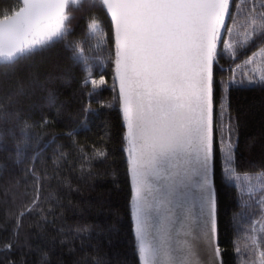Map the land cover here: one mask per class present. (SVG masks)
<instances>
[{
	"label": "trees",
	"instance_id": "1",
	"mask_svg": "<svg viewBox=\"0 0 264 264\" xmlns=\"http://www.w3.org/2000/svg\"><path fill=\"white\" fill-rule=\"evenodd\" d=\"M252 2L235 0L240 7L232 6V31L215 66L214 179L225 264L259 261L249 238L264 236V82L243 64L264 54V39L245 41ZM256 3L259 11L264 0ZM20 7L0 0V19ZM92 20L100 32H90ZM123 133L112 26L102 8L82 13L56 44L0 65V264H139ZM229 145L241 174L232 182L224 173Z\"/></svg>",
	"mask_w": 264,
	"mask_h": 264
},
{
	"label": "snow or ice",
	"instance_id": "2",
	"mask_svg": "<svg viewBox=\"0 0 264 264\" xmlns=\"http://www.w3.org/2000/svg\"><path fill=\"white\" fill-rule=\"evenodd\" d=\"M82 3L23 0V7L0 19V65L13 66L62 39L68 31L66 21L71 19L66 9ZM101 3L115 25V79L127 125L134 193L131 213L142 264H200L199 254L188 239L193 226L212 252L204 264H215L220 249L211 244L216 230L212 64L221 29L226 28L225 18L232 15L230 5H240L235 0ZM259 7L258 11L253 0L247 9L246 42L254 36L264 39V3ZM89 30L100 32L96 20L90 22ZM232 46L229 43L227 47ZM260 82H264V72ZM232 160L229 145L224 173L230 182L241 175L231 167ZM258 183L264 192V180ZM247 191L251 196L254 189ZM174 230L177 236L182 231L185 238L174 243ZM249 239L253 251L259 250L260 264H264V236Z\"/></svg>",
	"mask_w": 264,
	"mask_h": 264
},
{
	"label": "water",
	"instance_id": "3",
	"mask_svg": "<svg viewBox=\"0 0 264 264\" xmlns=\"http://www.w3.org/2000/svg\"><path fill=\"white\" fill-rule=\"evenodd\" d=\"M20 2H21V7H23V0H20ZM95 8H102L105 11V13L107 14V16H108V18H109V20L111 22V26H112L113 52H114V81H115V85H116L118 96H119L122 124H123V127H124L123 150H124L125 155H126V161H127V167H128V175H129L130 187H131V198H130V208H131V200H132V196H133L134 193H133L132 184H131V174H130V170H129L130 169V164H129V156H128V151H127V148H128L127 125H126V121L124 119L122 101H121L120 95H119V83L115 79V52H116V46H115V25H114V23H113V21L111 19V14L107 11V8L101 3V0H83V3L78 8H73L72 6H69V9H66V12L69 14L71 19L69 21H66V27H67L68 31L66 32L65 36L70 32L71 28L73 27V25L76 22V19L74 18V15L71 13L72 10H75V11L79 10V11H81V14H82V13L88 11V10H92V9H95ZM231 10H232V6L230 5V12H231ZM1 19H3V18H1ZM229 20H230V17L226 16V18H225L226 28H222L221 29L220 38L218 39L217 45H216L217 54L219 52V49H220V47H221V45L223 43V40H224L225 36H226V32H227L226 29L228 28ZM62 39L58 40L57 42L61 41ZM57 42H55L54 44H56ZM43 49H39L36 52L41 51ZM216 58H217V55H216ZM216 58H215V60L213 61V64H212V113H211V134H212V146H213V154H212L213 172H212V179H213V188L215 190V200H216V210H215L216 230H215V233L213 234V238H212L211 244H212L213 248L219 247V249H220V256L218 258H215V264H225L224 263L223 254H222V250H221L220 245H219V229H218L219 203H218L217 188H216L215 179H214V168H215V160H214V157H215V98H214V91H215ZM131 218H132L133 232H134V237H135V242H136L138 260H139V264H142V261L140 259L139 252H138V241H137V238H136V235H135V222H134L132 213H131ZM178 229H179V226H177V230ZM184 238H185L184 237V233L182 231L180 232L179 236L176 235V231L175 230L173 231V242L174 243L177 242V241H182ZM188 239L192 242L194 249L199 254V262H200V264H204V261L206 259H209L212 256V252H211V250H209V247H208V242L203 241V240H201L199 238V234L196 231L195 226H193V235L191 237H189Z\"/></svg>",
	"mask_w": 264,
	"mask_h": 264
},
{
	"label": "rangeland",
	"instance_id": "4",
	"mask_svg": "<svg viewBox=\"0 0 264 264\" xmlns=\"http://www.w3.org/2000/svg\"><path fill=\"white\" fill-rule=\"evenodd\" d=\"M71 13L74 15V18L77 19L79 18L81 11L79 10H72ZM244 65H247L248 67H251V70H254L257 73V77L259 78L261 73L264 72V54L263 51H258L253 53L249 59H246L245 62L243 63ZM249 183L247 182L246 185ZM248 187H251L250 185ZM247 187V188H248ZM246 189V186H245ZM257 237V235H256ZM254 264H260L259 261L256 259L254 260Z\"/></svg>",
	"mask_w": 264,
	"mask_h": 264
}]
</instances>
